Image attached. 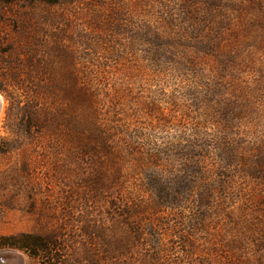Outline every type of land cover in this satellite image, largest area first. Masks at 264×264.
Listing matches in <instances>:
<instances>
[{"label":"rangeland","instance_id":"1","mask_svg":"<svg viewBox=\"0 0 264 264\" xmlns=\"http://www.w3.org/2000/svg\"><path fill=\"white\" fill-rule=\"evenodd\" d=\"M0 264H264V0H0Z\"/></svg>","mask_w":264,"mask_h":264},{"label":"trees","instance_id":"2","mask_svg":"<svg viewBox=\"0 0 264 264\" xmlns=\"http://www.w3.org/2000/svg\"><path fill=\"white\" fill-rule=\"evenodd\" d=\"M46 1H49V2H54V1H56V0H46Z\"/></svg>","mask_w":264,"mask_h":264},{"label":"bare ground","instance_id":"3","mask_svg":"<svg viewBox=\"0 0 264 264\" xmlns=\"http://www.w3.org/2000/svg\"><path fill=\"white\" fill-rule=\"evenodd\" d=\"M4 103V102H3ZM2 110V109H1Z\"/></svg>","mask_w":264,"mask_h":264}]
</instances>
